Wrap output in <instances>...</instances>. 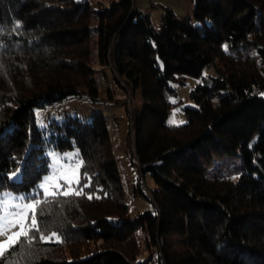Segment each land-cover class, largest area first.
Returning a JSON list of instances; mask_svg holds the SVG:
<instances>
[{"label": "trees", "instance_id": "1", "mask_svg": "<svg viewBox=\"0 0 264 264\" xmlns=\"http://www.w3.org/2000/svg\"><path fill=\"white\" fill-rule=\"evenodd\" d=\"M164 10L157 30L136 0H0V194L40 200V230L56 233L21 236L0 264H264V0H195L193 18ZM93 42L119 85L142 89L133 151L156 189L152 200L137 181L152 208L135 219L102 113L37 123V109L98 97ZM189 78L207 82L190 93L186 122L170 126L182 106L174 85ZM49 148L80 151L74 193L42 196ZM239 154L236 179L208 176ZM139 232L149 258L137 263Z\"/></svg>", "mask_w": 264, "mask_h": 264}, {"label": "rangeland", "instance_id": "2", "mask_svg": "<svg viewBox=\"0 0 264 264\" xmlns=\"http://www.w3.org/2000/svg\"><path fill=\"white\" fill-rule=\"evenodd\" d=\"M93 7L108 6L111 0H90ZM136 7L150 15L154 27L159 30L162 24V18L165 14L164 8H169L176 15L185 18H193L195 12V0H136ZM93 58L95 59L94 67L96 69L95 78L99 82L98 97H93L88 91H83V95L73 97L61 103H57L48 109H37V123L39 128L47 129L50 122L53 120H61L64 115L78 116L80 118L89 119L94 113H102L111 129V137L116 160L119 170L122 175L123 187L127 196V204L129 215L132 219L137 218L146 210L152 208L151 203L145 199L139 192L135 191V186L139 179L144 182V189L149 198L153 200V195L149 192L156 189V184L153 178L148 175H143L140 170V165L134 154V134L132 131V114L142 112L144 109V100L142 89H124L117 83V76L111 67L101 66L97 63V45L92 44ZM215 73L211 69H206L205 77L214 76ZM207 78H189L185 86L174 85L177 95L172 97L170 101L176 104L182 101L181 107L172 109V115L168 120L170 126L183 125L185 121L184 107H195L194 102L190 99V93L199 85L206 83ZM131 136V147L128 144V137ZM133 153V155H132ZM47 155L50 159V172L45 175L40 183V191L43 197H50V192L63 194L67 192L72 194L76 191V187L80 181L82 159L78 149H69L66 151H58L54 148L47 150ZM242 158L239 155L224 157L217 159L208 170V176L213 178L220 175L231 176L236 179L241 171ZM79 165V167H77ZM235 174V176H234ZM19 173L12 179L18 180ZM63 177H67V180ZM46 185V187H41ZM3 193H11L17 199L11 200L12 204H27L32 203L31 199L18 198L24 195L15 194L10 191ZM2 193V194H3ZM55 194V195H56ZM67 194V195H68ZM25 197V196H24ZM11 199L10 197L1 195L0 200ZM7 211V209H5ZM28 216L31 209L27 210ZM2 214V213H0ZM18 229H13V231ZM138 240L141 247V255L137 263L143 262L149 258V254L144 247V235L138 233ZM152 264V263H150Z\"/></svg>", "mask_w": 264, "mask_h": 264}, {"label": "snow or ice", "instance_id": "3", "mask_svg": "<svg viewBox=\"0 0 264 264\" xmlns=\"http://www.w3.org/2000/svg\"><path fill=\"white\" fill-rule=\"evenodd\" d=\"M82 163V162H81ZM79 167V165H77ZM16 173H13L15 176ZM67 180V177H63ZM79 183L77 179L75 181ZM41 187H46V185H41ZM56 193L50 192L49 195H55ZM67 195V192L63 193ZM75 194H80L79 192ZM4 195L10 197L11 199L0 200V257H3L6 250L14 249L19 244L22 243L20 237L23 236L25 239L29 238L30 233L40 232V239L50 240L53 236H56V233L53 232L51 236L45 237L41 232L40 227L37 221L36 209L37 206L41 205L40 200H33L32 203L27 204H12L11 200L17 199L13 197L11 193H3ZM23 201L26 197L21 196L18 198ZM7 209V211H5ZM31 209V219L30 223L28 222V211ZM13 229H18L13 231ZM36 239L35 235L31 236V239L28 240L31 243V240Z\"/></svg>", "mask_w": 264, "mask_h": 264}, {"label": "built area", "instance_id": "4", "mask_svg": "<svg viewBox=\"0 0 264 264\" xmlns=\"http://www.w3.org/2000/svg\"><path fill=\"white\" fill-rule=\"evenodd\" d=\"M145 185H144V182H143V184H142V187H144ZM149 194H150V196L152 195V193L151 192H149Z\"/></svg>", "mask_w": 264, "mask_h": 264}]
</instances>
